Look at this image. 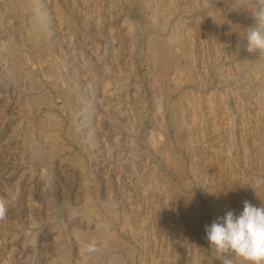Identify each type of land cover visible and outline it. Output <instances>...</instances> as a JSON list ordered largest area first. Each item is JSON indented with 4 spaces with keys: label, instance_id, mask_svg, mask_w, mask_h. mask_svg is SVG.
<instances>
[{
    "label": "rangeland",
    "instance_id": "1",
    "mask_svg": "<svg viewBox=\"0 0 264 264\" xmlns=\"http://www.w3.org/2000/svg\"><path fill=\"white\" fill-rule=\"evenodd\" d=\"M38 1L55 62L46 65L30 43H22L30 75L19 81L9 77L14 55L8 42L23 38L25 28L14 15L0 17V264H112L114 257L124 264H185L192 257L198 264H223L205 234V225L215 220L211 204L222 201L208 189L217 171L194 173L190 164L206 165L207 143H218L228 160L221 184L232 180L236 192L229 210L238 213L245 200L264 202V50L249 53L245 47L247 27L264 34V0H191L197 6L188 14L180 4L173 20L195 18L193 27L182 30L191 32L200 51L193 65L201 69L204 86L177 85L174 68L161 75L151 62L150 38L172 32L170 23L160 28L151 21L162 9L160 0ZM217 10L222 19L214 16ZM206 22L222 36L216 56L204 43ZM233 30L241 33L237 42L224 37ZM175 48V62L183 64L186 57ZM188 89L202 101L216 93L211 106L222 128L219 139L199 138L190 147L180 142L178 120L188 114ZM201 107L210 120V107ZM166 191L170 204L159 212ZM184 195L202 211L203 229L177 207V196ZM174 248L181 253L177 261Z\"/></svg>",
    "mask_w": 264,
    "mask_h": 264
},
{
    "label": "bare ground",
    "instance_id": "2",
    "mask_svg": "<svg viewBox=\"0 0 264 264\" xmlns=\"http://www.w3.org/2000/svg\"><path fill=\"white\" fill-rule=\"evenodd\" d=\"M11 1V5L7 8H3L0 5V17H9V16H15L19 19L20 23L22 25H24L25 28V35L23 38H19L22 39L19 42L11 39L12 41H7L8 42V47L11 50L10 52H13L14 58L12 60L11 63V70L9 71V77H11L12 79H15L17 81L23 79V77L25 75L28 76L29 71H26L24 69L25 65H26V59L24 56V54L21 51V44L24 42H28L31 44L34 53L36 55V57L39 60H43V62H45L46 65L50 66V65H54L55 62V58L53 57V54L55 52V47H51L50 46V39H49V34L47 29L44 27L45 25L44 20H45V14L44 12H42V9L40 7V1L38 0H10ZM145 3L147 1H152V0H144ZM162 3V9L160 12L157 13V16L155 17L156 19H152L151 21L156 23V25H158L160 28L161 27H165V25L167 23H170L171 27H172V32L170 34V36L168 35V37L166 38H161V37H154L152 36L149 40V46L152 52V57H151V62L154 63L159 71V73L161 75H166L167 73H169L173 68L176 70L177 75L174 77V81L175 83L181 84L182 83H189V84H196V85H200V86H204L206 85L207 81L205 80V77L202 75L201 73V69L198 70L196 69V67L193 65L194 61H197V59L199 57H201V55L199 56V50L195 49L192 46V42H193V36L191 34V32H186L183 34V30L182 27H188L191 26L193 27V23L195 22L194 19L192 17H188L187 19H174L176 17V14H179L180 12V4L182 3V11L185 13H190L193 9H194V4L191 0H160ZM182 1V2H181ZM144 3V4H145ZM153 3V2H152ZM201 4V3H200ZM141 5V4H140ZM153 5V4H152ZM196 5V4H195ZM146 6V5H145ZM197 6V5H196ZM200 7V6H199ZM57 8V7H56ZM181 11V12H182ZM218 11V10H217ZM73 12V11H72ZM209 12V11H208ZM9 13H13L8 15ZM152 14H153V10H152ZM206 15L210 18L209 14L206 13ZM13 16V17H14ZM203 16V15H202ZM216 18H221L222 16L221 14L218 12H216V14L214 15ZM212 17L211 20L215 17ZM199 17V16H198ZM208 18V19H209ZM228 19V18H227ZM17 20V19H16ZM206 21V20H205ZM215 22V21H214ZM18 23V22H17ZM197 23V22H196ZM208 23V22H206ZM206 23L204 24L205 26L203 27L204 30V43L206 44V48H207V52L208 55L211 56H216L217 55V51H216V44H217V40L222 39V36H220L218 33L214 32V29H212L211 24L206 25ZM227 23V22H226ZM16 26V25H15ZM154 26V25H153ZM224 27V25H223ZM194 29V28H193ZM198 29V28H197ZM196 29V30H197ZM216 29V28H215ZM224 29V28H223ZM16 30V29H15ZM218 31V30H216ZM15 32V31H14ZM202 35V34H201ZM14 36V35H13ZM154 37V38H153ZM224 37L229 39V40H233L235 42L239 41L241 39V33L237 30H233L227 34H224ZM17 39V38H15ZM228 40V41H229ZM198 41V40H197ZM221 41V40H220ZM227 41V40H226ZM221 43V42H220ZM229 43V42H227ZM25 44V43H24ZM29 44V45H30ZM230 44V43H229ZM23 45V44H22ZM179 46L181 50V53L186 57L184 60L183 64L178 63L177 61L175 62L176 58H177V53H176V48L175 46ZM233 45V44H232ZM239 45V44H237ZM233 47V46H232ZM24 48V47H23ZM28 48V47H27ZM231 48V46H230ZM238 48V47H237ZM238 50V49H237ZM180 51V50H179ZM230 52V51H229ZM204 53V52H203ZM228 53V51H227ZM57 54V53H56ZM177 54V55H176ZM34 56V55H33ZM212 56V57H213ZM31 57V56H30ZM232 57V56H231ZM1 58V57H0ZM35 58V56H34ZM200 59V58H199ZM198 59V60H199ZM219 59V58H218ZM33 60V59H32ZM30 60V62L32 61ZM202 60V59H201ZM214 59H211V61H213ZM29 61V60H28ZM40 61V62H41ZM175 62V64H174ZM28 63V62H27ZM33 63V62H32ZM151 63V64H152ZM32 65V64H31ZM43 65V64H42ZM41 65V66H42ZM38 66V65H36ZM40 66V67H41ZM44 66V65H43ZM209 66V65H208ZM153 67V65H152ZM46 68V67H45ZM55 69V68H54ZM43 70V69H42ZM48 69L46 71L43 72H47ZM55 71V70H54ZM157 71V72H158ZM237 72V71H236ZM31 73V72H30ZM254 74V72H252ZM231 74V73H230ZM237 74V73H236ZM239 74V73H238ZM30 75V74H29ZM160 75V77H161ZM233 75V74H232ZM226 76V75H225ZM256 76V75H255ZM33 77V76H32ZM38 77V76H37ZM166 77V76H165ZM35 78V77H34ZM209 78V77H208ZM207 78V79H208ZM37 80V79H36ZM28 81V80H27ZM39 81V80H37ZM227 81V80H225ZM221 82V81H220ZM174 83V82H173ZM33 85H37V82L34 80L32 82ZM175 84V85H176ZM252 85V84H251ZM173 86V85H172ZM199 86V87H200ZM254 86V84H253ZM258 86L259 89H261L262 85H261V81H258ZM257 86V87H258ZM41 87V86H40ZM247 88V87H246ZM203 89V88H202ZM234 89V88H233ZM254 89V88H253ZM224 90V89H223ZM252 90H248V92L250 93ZM256 92V91H255ZM184 93V92H183ZM182 93V94H183ZM210 95L212 96V98H214V101L216 100L217 96L216 93L212 92L210 93ZM219 95V94H218ZM38 96V95H37ZM248 96V95H247ZM259 96V95H258ZM202 96L198 95L193 89H188L185 91L184 93V98H185V102L188 105V114L187 116L181 117L178 120V124H179V138H180V142L188 145L190 147V145L194 144V143H198V139L199 138H206L205 141L206 143L209 140V137H216V140L219 139L217 137L218 134V130L219 132L221 131V129H218V124L213 120V115L215 113V108H213L211 105L214 101H212L211 97H206L204 101H202L201 98ZM257 97V96H256ZM29 98V97H28ZM211 98V100L209 99ZM40 99V98H39ZM245 99V98H244ZM38 100V97H35L33 99L32 102H34V104H36ZM252 100V99H251ZM264 102V98L263 95H260V101ZM30 101V100H28ZM184 101V100H183ZM218 101V100H217ZM220 101V100H219ZM253 101V100H252ZM221 102V101H220ZM241 103V101H240ZM68 104V103H67ZM201 105H208V107H210V111L209 114L211 115L210 120L205 121L204 119V115H205V110L201 107L199 108V106ZM223 105V104H222ZM257 105V104H256ZM223 107V106H222ZM225 108V106H224ZM220 109V108H219ZM220 112V111H219ZM208 114V113H207ZM206 114V115H207ZM222 114V113H221ZM228 114V113H227ZM220 115V114H219ZM215 116V115H214ZM245 117V116H244ZM255 117V116H254ZM258 118V117H257ZM253 120V119H252ZM256 120V119H255ZM254 121V120H253ZM259 121V120H258ZM220 122V121H219ZM223 122V120L221 121ZM244 122V121H243ZM252 122V121H251ZM258 123V122H257ZM248 124V123H247ZM260 124V123H259ZM258 124V125H259ZM254 125V124H253ZM222 126V125H221ZM261 128V127H260ZM68 133L72 136V138H76L79 139V135L77 134V132L74 130V128L70 127L68 128ZM178 130V129H177ZM253 130V129H252ZM257 130V128H256ZM255 130V131H256ZM50 131V130H49ZM48 131V132H49ZM53 132V131H52ZM225 132V131H224ZM230 133V131L228 132ZM253 133V132H252ZM47 134V132H46ZM222 134V133H221ZM220 135V134H219ZM230 135V134H227ZM243 135V134H242ZM44 136V135H43ZM224 136V135H223ZM226 136V135H225ZM263 136V135H261ZM49 140L54 141V137L53 134L48 136ZM249 137V136H248ZM42 138V137H41ZM56 138V136H55ZM229 138V137H228ZM231 138V137H230ZM229 138V139H230ZM257 138V136H256ZM262 138V137H261ZM249 139V138H248ZM57 140V138H56ZM202 140V139H201ZM212 140V139H211ZM215 140V139H214ZM250 140V139H249ZM262 140V139H261ZM210 141V140H209ZM248 142V141H247ZM252 142V141H251ZM262 143V141H261ZM208 144V148H210L209 150V154H207L208 156V161L206 163V165H203L200 161H192L190 164V168L191 170L194 171V173H198L201 174L203 172L207 173V170L211 168L215 169L217 172V175L215 177V179L212 181V185L208 186V189L210 190V192L212 194L216 193V196L219 198V196L221 195L222 197V201L217 202H213L210 206L212 207L213 216H215V220L218 217H222L227 211H229V206L234 204V201L236 199L235 197V187L233 186V183L231 182L232 180H230L227 184H221L222 181H220V179H222V176L224 175V171H226V168L228 166V160H226L223 155H221L220 150L216 147L218 146L216 144V146L214 147V145L211 143V145ZM50 145V144H48ZM57 146V145H56ZM59 146V145H58ZM57 146V147H58ZM219 146L221 147V144L219 142ZM225 146V145H223ZM222 146V147H223ZM163 147V146H162ZM204 147V146H203ZM221 147V148H222ZM53 148V147H52ZM52 148L50 147V149H48V152L52 151ZM60 148V147H59ZM164 148V147H163ZM166 148V147H165ZM194 148V147H193ZM201 148V147H199ZM56 149V148H55ZM205 149V148H204ZM225 149V148H223ZM222 149V150H223ZM46 150V149H45ZM208 150V149H207ZM51 153V152H50ZM205 153V152H204ZM173 154V153H172ZM52 155V154H51ZM202 157V156H201ZM178 158V157H177ZM203 162V160H202ZM183 165L180 167L179 169H182ZM212 169V170H213ZM262 169V168H261ZM183 170V169H182ZM190 170V171H191ZM150 172V171H149ZM212 174V173H210ZM210 176V175H209ZM212 176V175H211ZM230 177V176H229ZM229 179V178H228ZM236 179V178H235ZM210 182V181H209ZM234 182V181H233ZM211 183V182H210ZM257 184V183H256ZM255 184V185H256ZM210 187V188H209ZM259 187V184H258ZM260 189V187L258 188ZM171 190V189H170ZM237 191V190H236ZM252 191V190H250ZM258 191V190H257ZM251 193V192H250ZM256 194V193H255ZM258 196L260 195L259 192H257ZM263 195V194H262ZM190 196V195H189ZM181 197V196H180ZM179 197V198H180ZM183 197V196H182ZM220 197V198H221ZM255 197V196H254ZM143 198V197H142ZM151 198V197H150ZM178 196V202H177V207L180 208V210L184 211V214H186V221L192 223V224H196V226L200 229L204 228L203 223L201 222V212L200 208H198L197 203H195L192 199L188 198V196L184 195V198H180L181 200H179ZM258 198V197H257ZM263 199V197H262ZM218 200V199H217ZM256 200V199H255ZM254 200V201H255ZM156 201V200H155ZM169 201H170V191H166V193H164V197L162 199V203L160 204L159 207V212H164V210L167 209V207H169ZM173 201V200H172ZM213 201V200H212ZM241 201V200H240ZM261 204V200H258ZM239 202V201H238ZM88 203V202H87ZM264 203V202H263ZM176 205V204H175ZM236 205V204H235ZM225 206H227L225 208ZM234 206V205H233ZM111 207V206H110ZM234 209V207H232ZM92 210V209H91ZM111 210V209H110ZM112 210H115L114 207L112 208ZM147 211V210H146ZM167 211V210H166ZM233 211V210H232ZM212 212V211H211ZM158 213V212H157ZM160 216V214H159ZM167 216V215H166ZM184 216V215H183ZM163 218V217H162ZM185 218V217H184ZM165 219V218H164ZM188 223V224H190ZM99 224V223H98ZM102 224V223H101ZM158 226V225H157ZM134 227V226H133ZM163 227V226H162ZM102 228V227H101ZM98 228V229H101ZM104 230V229H102ZM100 230V231H102ZM98 230L96 229V232ZM170 231V230H169ZM89 232V231H88ZM99 232V231H98ZM97 234V233H96ZM100 234V233H99ZM191 235V234H190ZM112 237V236H111ZM160 237V235H159ZM87 238V237H86ZM105 238V237H104ZM115 238V237H114ZM188 238V237H187ZM184 240V239H183ZM107 242L109 240H106ZM118 241V240H117ZM117 241L115 240H111L109 241V246H114V244L117 243ZM120 241V240H119ZM118 244V243H117ZM195 244V243H193ZM119 245V244H118ZM123 245V244H122ZM121 245V246H122ZM129 245V244H128ZM177 245V244H176ZM196 245V244H195ZM177 247V246H176ZM125 248V247H124ZM131 248V247H130ZM196 248V247H195ZM127 249V248H126ZM175 249V248H174ZM128 250V249H127ZM147 250L151 252V254H153V250L149 247H147ZM146 251V250H145ZM157 251V250H156ZM174 251V250H173ZM156 253V252H155ZM127 255V254H126ZM165 255V254H164ZM232 255H230L231 257ZM234 256V255H233ZM235 257V256H234ZM113 258V257H111ZM173 258L174 260H178L181 258V253L179 250L175 249V252L173 254ZM237 258V257H236ZM234 258V259H236ZM148 259V258H147ZM233 259V258H232ZM231 259V260H232ZM111 260V259H110ZM182 260V259H181ZM188 263L185 264H198L199 262L196 260L195 257L192 258H188ZM237 260V259H236ZM183 261V260H182ZM181 261V262H182ZM235 261V260H234ZM233 262V260H232ZM112 264H124L122 262V260L118 257H114L112 262ZM202 263V262H201ZM234 263V262H233ZM237 263V262H235ZM240 263V262H239ZM149 264V262H148ZM178 264V263H177Z\"/></svg>",
    "mask_w": 264,
    "mask_h": 264
},
{
    "label": "clouds",
    "instance_id": "3",
    "mask_svg": "<svg viewBox=\"0 0 264 264\" xmlns=\"http://www.w3.org/2000/svg\"><path fill=\"white\" fill-rule=\"evenodd\" d=\"M246 50L253 53L264 50V34L259 28L247 27ZM206 240L223 264H232L230 255L240 258L244 264H264V203L257 206L248 200L238 213L227 211L210 225H205ZM95 250V244L89 251Z\"/></svg>",
    "mask_w": 264,
    "mask_h": 264
}]
</instances>
